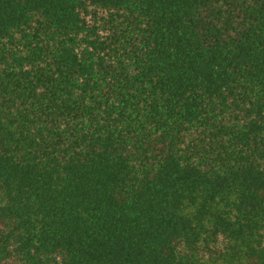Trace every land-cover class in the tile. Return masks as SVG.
I'll return each mask as SVG.
<instances>
[{
    "label": "trees",
    "instance_id": "trees-1",
    "mask_svg": "<svg viewBox=\"0 0 264 264\" xmlns=\"http://www.w3.org/2000/svg\"><path fill=\"white\" fill-rule=\"evenodd\" d=\"M0 264H264V0H0Z\"/></svg>",
    "mask_w": 264,
    "mask_h": 264
}]
</instances>
